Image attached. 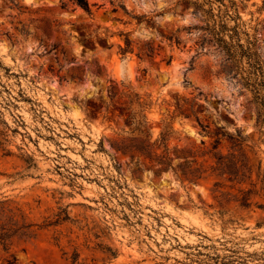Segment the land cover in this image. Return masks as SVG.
Here are the masks:
<instances>
[{
  "label": "rangeland",
  "instance_id": "1",
  "mask_svg": "<svg viewBox=\"0 0 264 264\" xmlns=\"http://www.w3.org/2000/svg\"><path fill=\"white\" fill-rule=\"evenodd\" d=\"M89 2L0 0V264H264V0Z\"/></svg>",
  "mask_w": 264,
  "mask_h": 264
},
{
  "label": "trees",
  "instance_id": "2",
  "mask_svg": "<svg viewBox=\"0 0 264 264\" xmlns=\"http://www.w3.org/2000/svg\"><path fill=\"white\" fill-rule=\"evenodd\" d=\"M75 3L79 4L85 10H91V4L89 0H72ZM222 29L217 31L216 34L224 33L228 29L226 23H221ZM217 41L221 47L226 51L228 59L233 63H242L246 58L248 63V68L246 69L247 75L243 76L244 84L247 87L252 88L256 99L262 105V111L260 113L261 120L264 121V67L259 58L256 57L254 51H252L251 45L245 47L239 39H235L232 34H230V39H226L225 35H218ZM127 48L124 51H127L130 48L131 42L129 39H126ZM251 44V43H250ZM242 60V61H241ZM243 73V72H241ZM220 144V140L216 139L215 148ZM119 150L124 152L133 151L141 153L145 158H149L151 161H154L160 171L173 169L178 173V167H181L182 164H178L177 168L173 165L174 157L171 156L170 150L167 147L163 153L159 154L154 150V144L134 138L132 143H126V140L121 141V145L116 147ZM181 157L180 155H177ZM213 156L218 157L217 153H214ZM192 162L197 163V159H193ZM201 168H192L188 173L184 172V178H187L191 182H196V180L202 177L200 173ZM199 172V174H198ZM245 205L249 204L248 201H245ZM8 222L0 223V245L3 246L4 250H9L12 237V228L7 226ZM16 259V258H15ZM2 264H15V260L6 259V263Z\"/></svg>",
  "mask_w": 264,
  "mask_h": 264
}]
</instances>
